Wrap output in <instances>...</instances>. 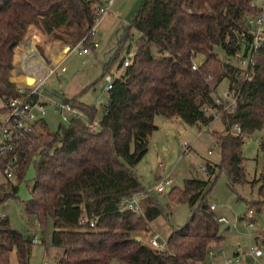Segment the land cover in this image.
Masks as SVG:
<instances>
[{"label": "trees", "instance_id": "obj_1", "mask_svg": "<svg viewBox=\"0 0 264 264\" xmlns=\"http://www.w3.org/2000/svg\"><path fill=\"white\" fill-rule=\"evenodd\" d=\"M252 0H143L130 24L124 28L114 61L130 30L139 32L130 62L113 80L101 118L95 128L97 108L63 98L80 108L86 119L59 121L50 131L44 120L31 148L19 146L20 167L17 181L33 163L34 177L30 198L24 202L27 221L45 228L52 224L50 245L61 264H198L206 260L213 242L222 239L214 211L206 193L216 172H224L229 186L246 183L242 144L244 137L264 133V41L257 51L251 80L240 77V70L226 62L236 49L244 14L254 12ZM103 0H0V97L17 95L18 82L11 80L14 48L24 39L35 38L33 26L44 33L56 31L54 38L74 46L93 26ZM30 26V27H29ZM29 27V29H28ZM84 45H91L90 38ZM220 46L225 60L214 51ZM202 58H198V56ZM200 59L198 67L192 65ZM124 58L119 62L122 66ZM113 62V61H112ZM111 66H104L103 75ZM224 79L235 96L232 110L214 98ZM220 114L224 130L214 132L221 162L206 161L207 180L190 178L183 187H173L167 195L187 202L193 208L188 222L172 228L167 246L157 250L135 237L162 214L158 198L147 195L140 201L142 213L122 209L123 198L145 191L135 171L148 150L157 129L156 115L178 117L189 125L205 126ZM238 124L240 133L230 128ZM263 147V146H262ZM262 150V148H261ZM259 198L247 204L264 205L263 171ZM17 185L0 184V204L15 198ZM86 215L95 224L80 225ZM0 230V264H29L32 236L11 228L8 220ZM264 244V234L254 236ZM44 243V240H42Z\"/></svg>", "mask_w": 264, "mask_h": 264}, {"label": "rangeland", "instance_id": "obj_2", "mask_svg": "<svg viewBox=\"0 0 264 264\" xmlns=\"http://www.w3.org/2000/svg\"><path fill=\"white\" fill-rule=\"evenodd\" d=\"M142 1L114 0L111 12L102 18L96 29L94 40L98 41V46L94 48L88 45V53L83 55H79L77 52L69 53L61 63V66L65 67V71H61L59 68L47 78L42 94L48 103L45 120L50 131L56 130L60 121L59 117L52 112L53 101L63 98L76 97L78 102L87 106H95L97 108L95 120H100L102 106L106 103L108 96L103 75L104 66L111 63L105 73L109 70H114L117 76L123 73L124 67L119 68L118 64L123 58L132 55L136 40L139 37L138 30L135 28L130 30V35L125 41L117 60L114 61L113 58L120 46V37L123 35L124 28L130 24ZM30 26L45 35L47 43L58 40L54 38L56 31L50 29L47 33H44L34 25ZM62 44L60 42L59 49L62 48ZM48 46L50 48H47V54L50 59V53L53 56L55 44L49 43ZM38 49L43 53L41 47L38 46ZM214 51L220 59L225 60L224 51L220 46H215ZM60 56H57V58H60ZM198 58L202 57L199 55ZM227 92L228 81L224 79L216 87L213 95L215 100L218 99L223 103V110L230 111L235 104L231 96L232 93L229 99L224 98ZM2 105L3 98L0 97V107ZM207 114H214V119L208 125L200 127L189 125L180 118H177V121L162 115H156L154 118V123H163V128L155 133V139L149 140L148 150L136 164V169L147 194L155 198L164 197V205L162 214L147 224L145 229L134 233L135 237L146 244L154 234H158L163 240H167L172 228L184 226L193 211V208L187 202L172 200L166 192L159 194L155 190L157 182L162 178H168L172 181L170 188H182L186 179H208L207 174L204 173L203 169L201 170L206 161L215 162L216 164L221 162V152L214 132L223 131L224 124L218 112L208 109ZM95 128H99L98 123ZM230 131L235 133L233 126H231ZM209 150H211L210 154L208 153ZM241 151L248 182L236 184L232 189L228 184L226 174L216 172L211 177L213 183L205 196L209 204L214 203L216 205V209L213 210L215 219L217 216H223L227 220V223H218L222 239L213 242L210 246L212 250L220 249L213 256L216 259L215 264H264V244L261 241L255 242L254 240V236L264 234V205L257 209L247 204V201L259 198V180L263 171L264 133L256 132L246 135ZM33 177L34 166L31 162L24 171L23 177L18 181L16 178L11 182L17 185L16 197L0 204V211L7 215L11 228L23 231L31 236L37 234L40 239L38 244L31 245L29 264H55L58 254L56 249L50 245L51 222L49 221L47 226L43 228L36 221L29 220L28 222L24 212V202L30 198ZM138 196H140V201L146 197H142L141 194ZM140 207H142L141 203ZM248 208L254 210L251 225L239 219V216L244 215ZM233 223L236 224L235 228L232 226ZM42 240H44V243ZM252 248H260L262 255L255 259L250 254ZM209 258L207 255L205 261ZM10 263L17 264L14 252L10 254Z\"/></svg>", "mask_w": 264, "mask_h": 264}, {"label": "built area", "instance_id": "obj_3", "mask_svg": "<svg viewBox=\"0 0 264 264\" xmlns=\"http://www.w3.org/2000/svg\"><path fill=\"white\" fill-rule=\"evenodd\" d=\"M114 0H103V3L97 9V16L93 26L74 46H62V55L57 60L47 59L38 46L40 41L37 33L34 30L35 38L33 39L32 47L29 46V38L26 36L15 48L13 54L14 67L12 69L11 80L20 83L17 95L14 97L4 98L3 105L0 107V184L5 182H12L17 178L20 167V154L19 146L23 141L29 142L28 148L32 147L34 137L42 130L41 122L45 120L47 115L48 103L42 94L47 78L60 68L65 71V67L61 66L64 58L71 52H77L83 55L88 52V46H84V41L90 38L91 46H98V41L94 40L96 29L100 24L102 18L111 12V6ZM251 8L254 12H246L244 14V26L238 33L236 40V49L231 57L226 59V62L233 63L240 70V77L245 80H251L255 66V57L258 49L264 41V0H252L250 2ZM30 27V26H29ZM29 29V28H28ZM200 59H196L192 68L198 67ZM130 57H125L122 66L125 67L129 64ZM115 75L114 70H109L105 73L104 78L106 81V89L112 87ZM32 81L29 82L28 79ZM232 92L225 94V99H229ZM233 103L235 104V96L232 93ZM223 98V99H224ZM220 103V100H216ZM52 112L56 114L60 121L67 122L71 119H86L85 113L78 107L73 106L69 102L62 99L53 101ZM46 121V120H45ZM97 124V120L93 122ZM235 133H240L238 124H233ZM211 153V150L208 151ZM210 165H212L209 162ZM204 173L207 174L206 164L201 167ZM172 181L168 178L160 179L155 185V190L161 194L164 193L166 188L170 187ZM147 196L146 191L135 192L131 196L123 198L121 208L132 210L134 212L142 213L140 207V196ZM211 210L216 209L214 203L209 204ZM254 210L248 208L244 215L239 216L244 223L252 224ZM7 220V215L0 211V230L3 229V222ZM216 221L225 222L227 220L223 216H217ZM80 225L89 224L93 227L95 224L94 219H89L86 215H82L79 219ZM234 228L236 224L232 225ZM31 242L38 244L40 239L37 234L32 235ZM148 245L157 250H163L167 246V240H163L158 234L152 235L148 239ZM216 251L220 249H209L208 256H213ZM250 254L256 259L262 255L260 248L251 249ZM55 264H61L55 262ZM202 264H214L211 261H204ZM254 264V263H252Z\"/></svg>", "mask_w": 264, "mask_h": 264}, {"label": "crops", "instance_id": "obj_4", "mask_svg": "<svg viewBox=\"0 0 264 264\" xmlns=\"http://www.w3.org/2000/svg\"><path fill=\"white\" fill-rule=\"evenodd\" d=\"M34 30H35V32L37 33V37H38V39H39V41H40V45H39V47H41L42 48V50H43V55L47 58V59H49V56H48V54H47V48L49 47L48 45H49V43H53V45L55 44V47H54V51H53V58L55 57V59H56V57L57 56H59V55H62V52H61V49H59L60 48V40H54V41H52V42H49V43H47V40L45 39V35H43L40 31H38L37 29H35L34 28ZM63 46H65V45H67V44H62ZM50 48V47H49ZM52 48V47H51ZM46 52V53H45ZM88 53V52H87ZM58 59V58H57ZM56 59V60H57ZM177 118L178 117H174V118H168V119H174V121L176 120L177 121ZM157 125V129L153 132V134H152V136H151V138H150V140L151 139H155V133H157V132H159V131H161L162 130V128H163V123H161V124H156ZM157 137V136H156ZM211 164H212V166L214 165V164H216L215 162H211V161H209ZM136 167H137V165L135 166V171H136V173H137V175H138V177H139V174H138V171H137V169H136ZM164 198V197H163ZM227 228H229L228 226H227ZM215 255V254H214ZM213 255V256H214ZM213 256H209L210 258L208 259V261H211V262H213L214 264H215V261H216V259H214V257Z\"/></svg>", "mask_w": 264, "mask_h": 264}, {"label": "water", "instance_id": "obj_5", "mask_svg": "<svg viewBox=\"0 0 264 264\" xmlns=\"http://www.w3.org/2000/svg\"><path fill=\"white\" fill-rule=\"evenodd\" d=\"M28 81L31 82L32 80L29 78ZM169 191H170V187L166 188L165 192L168 193ZM158 200L161 204H163L164 198L162 196L158 197Z\"/></svg>", "mask_w": 264, "mask_h": 264}, {"label": "bare ground", "instance_id": "obj_6", "mask_svg": "<svg viewBox=\"0 0 264 264\" xmlns=\"http://www.w3.org/2000/svg\"><path fill=\"white\" fill-rule=\"evenodd\" d=\"M29 46H30V49H33V47H32V43L29 44ZM56 59H57V57H56ZM56 59H55V57L53 58V56H52L51 53H50V60H56Z\"/></svg>", "mask_w": 264, "mask_h": 264}]
</instances>
